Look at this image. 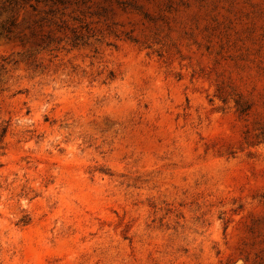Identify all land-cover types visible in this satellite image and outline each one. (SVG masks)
Returning <instances> with one entry per match:
<instances>
[{"label": "rangeland", "instance_id": "rangeland-1", "mask_svg": "<svg viewBox=\"0 0 264 264\" xmlns=\"http://www.w3.org/2000/svg\"><path fill=\"white\" fill-rule=\"evenodd\" d=\"M0 264H264V0H0Z\"/></svg>", "mask_w": 264, "mask_h": 264}]
</instances>
